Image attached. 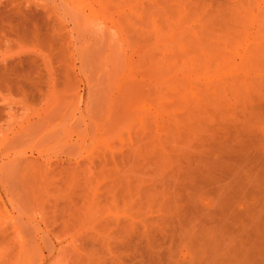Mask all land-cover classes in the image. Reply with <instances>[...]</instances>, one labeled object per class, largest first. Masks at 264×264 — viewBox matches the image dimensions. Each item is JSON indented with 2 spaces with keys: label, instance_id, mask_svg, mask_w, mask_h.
<instances>
[{
  "label": "rangeland",
  "instance_id": "obj_1",
  "mask_svg": "<svg viewBox=\"0 0 264 264\" xmlns=\"http://www.w3.org/2000/svg\"><path fill=\"white\" fill-rule=\"evenodd\" d=\"M262 48L264 0H0V264L185 262L262 207Z\"/></svg>",
  "mask_w": 264,
  "mask_h": 264
},
{
  "label": "bare ground",
  "instance_id": "obj_2",
  "mask_svg": "<svg viewBox=\"0 0 264 264\" xmlns=\"http://www.w3.org/2000/svg\"><path fill=\"white\" fill-rule=\"evenodd\" d=\"M179 11V10H178ZM178 11H177V13H178ZM181 11H179V13H180ZM182 13V12H181ZM181 13H180V15H181ZM180 15H178V16H180ZM181 17V16H180ZM179 17V18H180ZM183 17V16H182ZM182 17H181V19H182ZM168 19V18H167ZM204 20V19H203ZM168 21V20H167ZM170 21L172 22V20H171V18H170ZM170 21H168L171 25H173L172 26V28H170L171 26L168 24V26H169V28L170 29H172L173 30V27L175 28V30L176 29H178L177 27H178V24L175 22V24L172 22H170ZM179 21V20H178ZM205 21V20H204ZM221 21H223V19L221 18V20H220V22ZM179 22H181V20L179 21ZM182 22H184V21H182ZM181 22V23H182ZM214 23V24H213ZM215 23L216 24H218L219 23V20H217V18H215L214 19V21H212V24L213 25H210V26H212V28H210L209 30H211V34L209 33V31L207 32L206 30H204L203 29V26H202V29L204 30V31H206L207 33H209L211 36H213V34H215L213 31H214V27L213 26H215ZM222 23V22H221ZM208 24V23H207ZM210 24H211V21H210ZM180 25V24H179ZM181 26V25H180ZM179 26V27H180ZM183 26V25H182ZM207 27V26H206ZM209 27V26H208ZM180 29V28H179ZM178 29V30H179ZM185 30V29H184ZM174 31V30H173ZM188 31V30H187ZM169 32H171V31H169ZM206 32L204 33V35L206 34ZM175 33V32H174ZM177 33H179V32H177ZM193 33V32H192ZM197 33V32H196ZM199 33V32H198ZM197 33V34H198ZM213 33V34H212ZM196 34V35H197ZM173 35V34H172ZM203 35V34H202ZM210 35H209V38H208V36H207V34H206V36H204L205 38H207V42H206V39H204V37L202 38V36H200L201 37V40H198V41H190L191 42V44L193 45H191V44H188V45H191L192 46V48L191 47H189L188 45H186V46H184V45H181L180 43H181V38H180V45L182 46V48L185 50V51H187L186 52V54H188L187 55V61L185 62V64H184V68L185 69H188L189 68V66H191V65H194L195 63V65H197V62L198 61H200V60H204V61H206L207 63L210 61L209 59L211 58V56H212V54H214V53H216L215 51H216V47H217V42H212V38H214V37H210ZM176 36V35H175ZM198 36V35H197ZM178 37L176 36V39H177ZM211 38V39H210ZM184 40H187V39H185V38H183ZM211 40V42H210V40ZM184 40H182L183 41V43H185L184 42ZM214 40H215V38H214ZM177 41V40H176ZM189 41H186L187 43L189 42ZM198 42V43H197ZM186 43V44H187ZM196 43H197V45H196ZM209 45H208V44ZM210 43H211V45H210ZM213 43V44H212ZM207 45V46H206ZM213 45H215V48H214V46ZM213 46V47H212ZM194 47H196V48H194ZM187 49V50H186ZM190 49H192V51L190 50ZM193 50H195V51H193ZM257 54H260L259 55V57H260V60H262V62H264V48H262V49H259L258 50V53ZM186 56V55H185ZM166 61V60H165ZM164 60L163 61H161V63H158V67H160L161 69H163L164 67H170V66H168V65H170V63L167 61V63L168 64H166V62H165ZM173 61H175V60H173ZM184 61V60H183ZM182 61V62H183ZM261 62V63H262ZM177 63V62H176ZM175 63V64H176ZM175 64H173L172 66L174 67V65ZM190 64V65H189ZM223 68H221V70H224V71H227V72H231V73H233V75H237L238 74V72H239V69L236 67V66H234V65H232V64H230L229 62H228V60H226V59H222V62H221V64H220ZM157 66V65H156ZM171 66V67H172ZM262 66H264L263 64H262ZM194 67V66H193ZM167 68V69H168ZM173 70H174V68H173ZM184 70V69H183ZM262 70V69H261ZM169 71V70H168ZM171 71V70H170ZM186 72H188V71H186ZM183 73V72H182ZM187 74V73H186ZM185 75V74H184ZM257 78L258 77H256V80H257ZM263 78H261V80L258 78V80H259V82H258V80H257V82L255 83L254 81H253V79H252V81H251V79H249V80H247V78H245L244 80H247V81H250L249 83H247V81L246 82H243L244 80H242V84H241V82H239L241 85H242V90L241 89H239V91L241 90V93L243 92V89H244V91L248 94V96L250 97V99L248 98V97H246L245 96V92L242 94V95H244L245 97H243L242 95V98L244 99H246V100H248V102H250V100H251V105H250V103H249V105H248V103L247 104H245L246 102H244L243 103V101H246L245 99L244 100H242L241 99V97H240V99L242 100V105H248L247 106V108L249 107V110H251V111H249L252 115H254V117L256 118V116L258 115V116H263L264 115V79L262 80ZM255 80V79H254ZM241 81V80H240ZM263 81V82H262ZM251 83V84H250ZM240 84L238 85L239 86V88H241V86H240ZM261 87V88H260ZM192 92V91H191ZM193 93V92H192ZM240 100V101H241ZM213 101V100H212ZM217 101V100H216ZM239 101V102H240ZM254 103H253V102ZM202 101H200L199 103H197V104H199L198 105V108L196 109V110H198L199 109V116H201V115H203L205 112H206V110L205 109H207L206 108V106H210L211 107V104H213V103H215V102H211V104L209 105V102H208V104H206L207 102H205V106L201 103ZM204 102V101H203ZM256 103V104H255ZM252 104L256 107V105H258L257 107H258V109H259V111H260V113L261 114H257V113H259V112H257V113H254L253 112V108H255L254 106H252ZM215 105V104H214ZM251 107H252V109H251ZM243 108H244V106H243ZM247 108L245 109V110H247ZM203 110H205V112L203 113ZM257 110V109H256ZM195 111V110H194ZM216 111H218V110H216ZM258 111V110H257ZM253 112V113H252ZM195 113V112H194ZM197 113V114H198ZM247 113V112H246ZM196 114V113H195ZM255 114H257V115H255ZM263 114V115H262ZM198 116V115H197ZM196 116V117H197ZM246 116H249L248 115V113H247V115ZM257 116V118H259ZM260 116V117H261ZM264 117V116H263ZM248 118V117H247ZM255 118H252V119H255ZM256 118V119H257ZM246 119V118H245ZM249 119H251L250 117L248 118V120ZM260 119V118H259ZM254 120V121H256V122H253L252 120V122L250 123V121H248L249 122V126H250V124L251 125H255V129L254 128H252V126L251 127H248V129L249 128H252L253 130H256L257 131V129H259L260 127V124H262V122L264 123V119H260V120ZM247 120V119H246ZM261 120H263V121H261ZM259 121H260V123H259ZM244 122V121H243ZM247 122V123H248ZM253 123V124H252ZM255 123V124H254ZM247 126H248V124H247ZM247 126L245 127V128H247ZM256 126L257 127H259V128H256ZM262 126H263V124H262ZM261 126V127H262ZM236 128H238V130H240L241 131V129H243L244 127H241L240 129H239V127L237 126ZM237 130V129H236ZM235 130V133L237 134V135H230V134H227L228 135V137H227V135H226V137H227V142L229 143V145L231 144L232 145V147H233V150H234V148H236V146L234 145V144H237V143H242L243 142V137H244V139H245V141L247 142V137L249 136V135H247V133H248V131L246 130L245 131V129H243V131L244 132H240V131H238L239 133H241V135H245V136H242V137H240L239 136V134H238V132ZM260 130V129H259ZM231 132V131H230ZM234 132V131H233ZM247 132V133H246ZM250 132H253V131H249V133ZM255 132V131H254ZM258 132H260V131H258ZM258 132H255L256 134H260V136L259 135H257V136H255V134H254V136L255 137H257V140L259 139V137L261 138V134L262 133H258ZM234 134V133H233ZM253 134V133H252ZM264 134V133H263ZM252 136V135H251ZM259 136V137H258ZM249 138H250V136H249ZM262 139H264L263 138V136H262ZM241 140H242V142H241ZM251 140H253V139H251ZM261 140V139H260ZM259 140V141H260ZM244 141V142H245ZM259 141H254L253 140V142L255 143V142H257V143H259ZM263 141V143H261ZM262 141H260V143L261 144H257V143H253L254 144V150H255V148H256V144H257V150H258V148L262 145V146H264V140H262ZM235 142V143H234ZM246 144V143H245ZM249 144V143H248ZM253 144H249V146L251 145V147H249V148H253L252 146H253ZM230 145V146H231ZM234 145V146H233ZM240 145V144H239ZM241 145H243V146H245L244 145V143L243 144H241ZM259 145V146H258ZM247 146V145H246ZM231 147V148H232ZM238 147V146H237ZM240 148H242V147H240ZM244 148V147H243ZM242 148V149H243ZM247 148V147H246ZM244 149V150H247V149ZM248 148V149H249ZM238 149H239V147H238ZM240 150V149H239ZM253 150V151H254ZM264 150V149H263ZM242 151V150H241ZM249 151V154L251 153L250 152V150H248ZM252 151V152H253ZM227 152V151H226ZM256 152V153H255ZM263 151H260L259 153L255 150L253 153H255V160L257 159V157L259 158V156L260 155H263L264 153H262ZM261 153V154H260ZM245 154V153H244ZM257 154H259V156L257 155ZM219 155V154H218ZM253 156V155H252ZM251 156V154H250V156H247V158H248V160H249V157H252ZM254 156L252 157V158H254ZM231 157V156H230ZM218 158H220V157H218ZM222 158V157H221ZM261 158H262V156H261ZM260 158V159H261ZM251 159V158H250ZM259 159V160H260ZM217 160V159H216ZM223 160V159H222ZM253 160V159H252ZM252 160H251V162H252ZM258 160V161H259ZM221 160H219V162H220ZM254 161V160H253ZM257 161V160H256ZM218 162V161H217ZM222 162V161H221ZM242 162V161H241ZM240 162V163H241ZM262 162H264V161H262ZM237 164V163H236ZM262 164V163H261ZM229 165V164H228ZM245 165V164H244ZM251 165V164H250ZM217 166V165H216ZM243 166V165H242ZM222 167V166H221ZM245 167V166H244ZM260 167V166H259ZM241 168V167H240ZM246 168H248V167H246ZM226 169V168H225ZM231 169V168H230ZM252 169V168H251ZM255 169V168H254ZM220 170V169H219ZM239 170V169H238ZM249 170V169H248ZM225 171V170H224ZM228 171V170H227ZM252 171V170H251ZM258 171V170H257ZM247 172V171H246ZM253 172V171H252ZM263 172V171H262ZM248 173V172H247ZM238 175V174H237ZM243 175V174H242ZM245 175V174H244ZM253 175V174H252ZM262 175V174H261ZM254 176V175H253ZM242 177V176H241ZM237 178V177H236ZM246 178V177H245ZM262 178H263V176H262ZM248 179V178H247ZM260 179V178H259ZM231 180V179H230ZM243 180H244V178H243ZM242 180V181H243ZM246 180V179H245ZM245 180H244V182H245ZM248 180H250V179H248ZM247 180V181H248ZM241 181V183H243ZM252 181V180H251ZM221 183V182H220ZM231 183V182H230ZM234 183V182H233ZM226 184V183H225ZM224 184V185H225ZM227 184H229L228 182H227ZM226 184V185H227ZM232 184V183H231ZM231 184H230V186H231ZM235 184V183H234ZM234 184H232L233 185V187H234ZM240 184V183H239ZM239 184L238 183H236V185H238L239 186ZM223 185V184H222ZM228 187V185H227V187L229 188V190H230V188H231V190H233V187ZM226 186L225 187H223V188H227ZM261 187V186H260ZM243 188V187H242ZM235 189V188H234ZM223 190V189H222ZM228 190V192H230ZM237 190V189H236ZM221 191V190H220ZM226 191V190H225ZM224 190L223 191H221V192H225ZM239 191H240V189H239ZM263 191H264V189H263ZM226 193V192H225ZM232 193V192H231ZM261 193V192H260ZM237 194V193H236ZM263 194H264V192H263ZM262 194V195H263ZM224 195H226V196H228L227 194H223L222 193V196L224 197ZM232 195V194H231ZM219 196H221V195H219ZM229 197V196H228ZM228 197H225L224 199H228ZM218 198H220V197H218ZM249 198L247 197V202L250 200H248ZM239 202H241V201H239ZM246 202V203H247ZM244 203V202H243ZM242 203V204H243ZM257 203V202H256ZM248 204V203H247ZM217 205V204H216ZM263 205V204H262ZM218 206H219V204H218ZM231 206V205H230ZM232 206H234V205H232ZM261 206V205H260ZM254 207V206H253ZM252 207V208H253ZM220 208V206L219 207H217L216 209H219ZM247 208H249V207H247ZM251 208V206H250V209H251V211L249 210V212H251L250 213V215L248 216L247 215V213L246 214H244L243 212V214L241 213V215H242V218H244L246 215H247V217L246 218H244V220L245 221H242V219H241V221H240V223H238V222H236V223H238L239 225L237 226V224L236 223H234V224H236V226L235 225H230V222H228V220H225L226 219V217H222L226 222H228L227 224L226 223H224V226L223 225H221V227H222V229H224V227H225V224H226V227H227V225H228V227L230 228L229 230H226L225 231V229H228V227L226 228L225 227V229L223 230V233L221 232L220 233V231H222V229L221 230H219V231H217L216 232V230H215V232L216 233H219V234H221V236L222 237H224V238H222V239H218L217 238V235L215 236L216 238H215V240H217V242L218 243H216V241H214V237L212 238L213 240H211V242H210V245H213V247L211 246H209V247H207L206 246V244H202V245H204V246H202L201 244H200V248L202 249V247H204L203 249H202V252H201V255H196V257H197V259L195 258V255H193V256H189L188 258H189V260L188 261H185V262H183V259H184V257L183 258H181L182 259V261L181 262H178V259H176L175 261H173V264H264V205L262 206V207H258L259 209H257V210H253ZM222 209H224V208H222ZM233 209H235V207H233ZM232 209V210H233ZM246 209V208H245ZM244 209V210H245ZM254 209H255V207H254ZM231 210V209H230ZM220 211H223V210H220ZM248 211V210H247ZM221 213V215H223V214H225V213H223L222 214V212H220ZM230 213V212H229ZM238 213V212H237ZM234 214V213H233ZM249 214V213H248ZM237 216V215H236ZM220 217V216H219ZM240 217V216H239ZM241 218V217H240ZM223 219H221L220 218V220H221V222L223 221ZM235 220V219H237V218H230L229 219V221L230 220ZM234 220H233V222H234ZM238 220V219H237ZM240 220V219H239ZM232 222V221H231ZM232 222V223H233ZM219 224V223H218ZM222 224V223H221ZM220 226V225H219ZM235 226V227H234ZM232 227H233V229H235V231L233 230V231H231L232 230ZM217 229V228H216ZM218 230V229H217ZM227 233V235H225V232ZM229 231H231V232H229ZM228 232H229V234H228ZM223 234V235H222ZM221 236H219V237H221ZM227 236V237H226ZM205 240H207V242L209 243V238L208 239H205ZM220 240V241H219ZM212 242L213 243H215V244H217V245H215V244H212ZM199 243H200V240H199ZM202 246V247H201ZM198 251V250H197ZM195 253H196V251H195ZM2 256V255H1ZM0 256V257H1ZM191 257V258H190ZM1 259V258H0ZM13 259H14V257H13ZM180 259V258H179ZM15 260V259H14ZM6 264H12V263H6Z\"/></svg>",
  "mask_w": 264,
  "mask_h": 264
}]
</instances>
